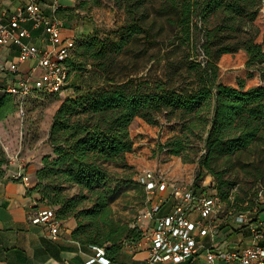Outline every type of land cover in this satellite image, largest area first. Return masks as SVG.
I'll use <instances>...</instances> for the list:
<instances>
[{
    "label": "trees",
    "instance_id": "obj_1",
    "mask_svg": "<svg viewBox=\"0 0 264 264\" xmlns=\"http://www.w3.org/2000/svg\"><path fill=\"white\" fill-rule=\"evenodd\" d=\"M110 1L124 11L125 19L110 32L86 24L88 28L75 37L66 60L65 90L71 95L55 113L49 137L53 151L43 157L30 192L40 194L34 208L51 206L60 219L75 218L73 238L104 248L112 262L129 243L142 239V231L114 217L112 206L133 181L134 166L127 154L134 150L131 127L138 116L151 124L160 122L161 113L169 121L177 120L181 132L160 149L185 162H198L197 189L208 174L214 175L223 202L231 201L237 184L226 167L241 164L247 151L264 154V84L248 87L245 78L238 79V86L226 84L220 66L225 54L245 50L249 77L255 70L264 79V33L258 24L264 0ZM75 12L70 7L57 9L68 23L77 17ZM164 50L170 58L164 74L120 75L121 56L155 58ZM0 91L4 120L21 99L4 86ZM4 155L0 143V184L9 178L3 170ZM243 167L257 180L264 178L263 164L251 170ZM75 185L80 192L71 196L67 189ZM89 199L92 204L86 206ZM172 205L169 200L163 208ZM263 213L259 207L250 224L259 223ZM246 226L232 228L239 233Z\"/></svg>",
    "mask_w": 264,
    "mask_h": 264
},
{
    "label": "rangeland",
    "instance_id": "obj_2",
    "mask_svg": "<svg viewBox=\"0 0 264 264\" xmlns=\"http://www.w3.org/2000/svg\"><path fill=\"white\" fill-rule=\"evenodd\" d=\"M73 1L74 6L71 8L76 11L77 17L72 22L81 32L85 27L88 28L86 24H90V29L97 27L102 32H110L117 29L125 19L124 11L115 7L110 0ZM262 13L259 18L260 24H264V10ZM169 61L170 58L165 50L155 58L124 55L119 58L117 68L121 76L139 75L145 72L159 76L169 70ZM258 73L260 77H257L254 72L247 80V85L256 84L262 79L261 73L259 71ZM1 94L0 91V96ZM70 95L71 90L69 89L60 92L32 93L25 100L19 101L15 112L6 119L0 120V143L5 154L2 158L6 159L3 165L6 177L14 178L18 173H23L30 176L31 181L36 183L37 171L43 165V157L53 151L49 137L55 113ZM131 131L135 146L127 156L134 166V169L130 171L133 174V181L123 187L112 206L114 217L142 231L141 240H144L151 231L155 218L151 215L148 195L140 184V174L147 168H155L166 171L169 177L179 179L183 183H190L196 176L198 162H185L182 156L170 155L166 150L160 149L161 143L181 132L177 120L169 121L164 113L160 114L158 124H151L138 116L132 124ZM242 159L243 162L233 169L226 167L224 162V167L229 171L228 176L234 177L237 184L232 190L231 201L224 202L215 219L221 236L230 244L241 242L237 232L226 235L235 225L236 216L246 213L251 221L256 217L259 207L264 208V178L257 180L243 167L251 170L255 165H264V154L260 151H247L242 155ZM206 178L207 189L217 190L215 188L217 180L214 175L208 174ZM67 191L74 196L80 192V188L75 185L69 187ZM91 204L90 199L85 203L86 206ZM260 220L256 224L264 226V213ZM243 233L251 234L250 228L244 230Z\"/></svg>",
    "mask_w": 264,
    "mask_h": 264
},
{
    "label": "built area",
    "instance_id": "obj_3",
    "mask_svg": "<svg viewBox=\"0 0 264 264\" xmlns=\"http://www.w3.org/2000/svg\"><path fill=\"white\" fill-rule=\"evenodd\" d=\"M59 6V0H55L54 12L48 14L43 8V0H28L9 22L0 23V44L15 45L19 50V64L14 65V71H19L21 62H36L28 78L18 79L6 87L21 100L29 97L35 89L60 92L68 84L66 60L75 47L76 39L64 38V19L57 15ZM33 29H43L46 45L32 42ZM17 176H23L25 182L31 183L30 176L23 173ZM139 180L145 187L151 203V215L155 218L144 239L150 247L146 264H197V261L205 264H264V226L249 224L246 213L236 216L234 223L236 227L249 225L246 228L251 230V243L232 246L225 240L217 242L221 234L215 219L224 204L217 190L197 189L193 182L183 183L169 177L166 171L155 168L144 170ZM170 197L175 203L171 210L162 213ZM29 221L50 228L53 238L60 236L65 222L58 217L55 208L46 205L33 208ZM139 242L142 244L143 240ZM97 248V256L89 263L98 260L111 264L105 249Z\"/></svg>",
    "mask_w": 264,
    "mask_h": 264
},
{
    "label": "crops",
    "instance_id": "obj_4",
    "mask_svg": "<svg viewBox=\"0 0 264 264\" xmlns=\"http://www.w3.org/2000/svg\"><path fill=\"white\" fill-rule=\"evenodd\" d=\"M54 1L43 0V8L48 14L54 12ZM27 2L28 0H0V14L2 15L0 23L9 22L11 16L20 8L25 7ZM59 2V7L71 8L74 6L73 0H59ZM263 10L264 7L259 18L262 16ZM259 18L258 24L264 33V24L259 23ZM29 26L32 27L31 23ZM32 33L33 37L31 40L34 44L40 46L47 44L46 34L43 29H33ZM80 33L81 31L75 27L72 21L68 23L64 20V38H75ZM262 39L263 36L260 37V40ZM247 59L248 54L245 50L235 54H225L220 62L223 82L238 86L239 78L250 79V69L246 66ZM15 64H19L18 48L15 45L0 44V90L1 87H7L8 84L18 79L28 78L36 62H21L18 72L13 69ZM253 71L257 77H260L258 71ZM259 84H264V79H260L253 85ZM253 85L248 84V87ZM195 177L191 182H194ZM206 180L207 178L202 181V187L204 188L208 186ZM34 186L35 182L27 183L18 179L17 176L6 178L0 184V264H104L98 260L89 263L91 259L97 256L98 248L84 245L73 238L72 233L77 226L74 218L65 220L58 238H53L50 228L47 226L29 221L30 211L40 204V194L33 191L30 192ZM169 200L174 205V198L170 197L167 202ZM173 205L169 210L172 209ZM164 210H166V207L162 211ZM244 230L245 228L238 233L241 241L239 244L251 243L252 241V235L244 234ZM232 233H235L234 229H230L226 235L229 236ZM224 240L226 241L221 236L217 242L221 243ZM239 244L231 243L232 246ZM149 254L150 247L147 241L143 240L142 244L140 242L129 243L122 255L113 260L111 264H146ZM196 263L205 264L204 261H197Z\"/></svg>",
    "mask_w": 264,
    "mask_h": 264
}]
</instances>
